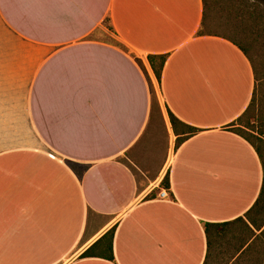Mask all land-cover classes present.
<instances>
[{
    "label": "crops",
    "instance_id": "obj_1",
    "mask_svg": "<svg viewBox=\"0 0 264 264\" xmlns=\"http://www.w3.org/2000/svg\"><path fill=\"white\" fill-rule=\"evenodd\" d=\"M0 22L25 46L0 54V264H264L262 162L232 131L255 72L202 0H0Z\"/></svg>",
    "mask_w": 264,
    "mask_h": 264
},
{
    "label": "rangeland",
    "instance_id": "obj_2",
    "mask_svg": "<svg viewBox=\"0 0 264 264\" xmlns=\"http://www.w3.org/2000/svg\"><path fill=\"white\" fill-rule=\"evenodd\" d=\"M204 31L240 44L248 53L256 77L254 101L246 117L238 122L240 133L254 141L264 149V4L259 0H206V16ZM25 46L14 39L0 22V54L18 51ZM144 68L143 63L139 60ZM12 74H19L12 71ZM150 85L152 98L157 113L161 105L160 83L150 70ZM28 76L21 73L18 78L12 77L11 102L12 109L17 112V121L22 124L11 125V133L17 137L11 138L10 146H21L26 133L32 139L28 124H23V101L27 88ZM16 107V108H15ZM14 112L12 111L11 116ZM23 133V134H22ZM259 138L263 144L255 141ZM263 160H264V151Z\"/></svg>",
    "mask_w": 264,
    "mask_h": 264
},
{
    "label": "trees",
    "instance_id": "obj_3",
    "mask_svg": "<svg viewBox=\"0 0 264 264\" xmlns=\"http://www.w3.org/2000/svg\"><path fill=\"white\" fill-rule=\"evenodd\" d=\"M259 1H261L264 4V0H259ZM202 2H203V6H204V18H205V16H206V0H202ZM235 45L242 52H244L245 55L248 56V53H247V51H246V49L244 47H242L240 44H237V43H235ZM165 60H166V56H148L147 57V61H148V64L150 66V69L152 70V72H153V74H154V76H155V78H156V80L158 82H160L161 72H162V69H163ZM250 62H251V60H250ZM253 101H254V98L252 100V103H253ZM168 117H169V120H170V123H171V126H172V129H173L174 134L175 135H178L177 134V129H176V125H177L178 121L170 113H168ZM185 129L187 130V132L184 133L186 135H193L196 132L194 129L189 128V127H185ZM232 131L234 133H236V134L244 137L247 141H250L255 146L256 152L258 153V155L260 157V160L262 162V167H263V171H264V160H263V153H262V151H264V149H261V147H259L254 141H251V139L243 136L238 129H233ZM187 137L188 136H185L183 138H180V140H178V143H176V147H177V145L180 142H183L185 139H187ZM255 139H256L255 141H257L259 144H261V145L263 144V142L261 141L263 139H261V140L259 138H255ZM161 186L164 189H169V179H168V175L165 176L164 180L161 183ZM255 209L258 212H260V213H264V178H263V183H262V187H261V191H260L259 197H258V199H257L256 203L254 204V206H253V208H252L251 211H253ZM110 235H112V231L110 232ZM88 255H89V253L88 252H85L81 257H87ZM111 259H112V257H111Z\"/></svg>",
    "mask_w": 264,
    "mask_h": 264
},
{
    "label": "built area",
    "instance_id": "obj_4",
    "mask_svg": "<svg viewBox=\"0 0 264 264\" xmlns=\"http://www.w3.org/2000/svg\"><path fill=\"white\" fill-rule=\"evenodd\" d=\"M165 197H166V195L164 193L160 194V198H165Z\"/></svg>",
    "mask_w": 264,
    "mask_h": 264
},
{
    "label": "water",
    "instance_id": "obj_5",
    "mask_svg": "<svg viewBox=\"0 0 264 264\" xmlns=\"http://www.w3.org/2000/svg\"><path fill=\"white\" fill-rule=\"evenodd\" d=\"M144 61H145V64H146V66H147V68H148V70H149V72H150V69H149V67H148V63H147V61L144 59ZM171 153H172V150H171Z\"/></svg>",
    "mask_w": 264,
    "mask_h": 264
}]
</instances>
